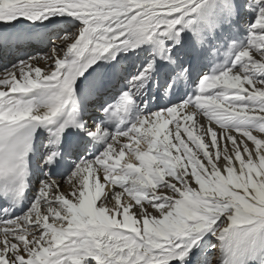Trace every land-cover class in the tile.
Masks as SVG:
<instances>
[{"label":"snow or ice","instance_id":"6c2138e0","mask_svg":"<svg viewBox=\"0 0 264 264\" xmlns=\"http://www.w3.org/2000/svg\"><path fill=\"white\" fill-rule=\"evenodd\" d=\"M0 264H264V0H0Z\"/></svg>","mask_w":264,"mask_h":264},{"label":"bare ground","instance_id":"6f19581e","mask_svg":"<svg viewBox=\"0 0 264 264\" xmlns=\"http://www.w3.org/2000/svg\"><path fill=\"white\" fill-rule=\"evenodd\" d=\"M64 190H65L66 192L68 191V186H67V185H65Z\"/></svg>","mask_w":264,"mask_h":264}]
</instances>
